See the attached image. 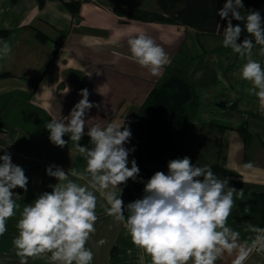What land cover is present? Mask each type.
Here are the masks:
<instances>
[{
  "label": "crops",
  "instance_id": "1",
  "mask_svg": "<svg viewBox=\"0 0 264 264\" xmlns=\"http://www.w3.org/2000/svg\"><path fill=\"white\" fill-rule=\"evenodd\" d=\"M71 0H0V31L6 35L12 52L0 58V155H11L12 163L23 168L28 177L27 191L17 187L12 191L19 208L6 221L7 231L0 236V264H21L13 238L18 235L16 224L25 204L42 192H51L49 185L57 180L46 174V167L57 165L63 170L75 168L84 172L85 158L69 140L63 148L49 140L45 124L51 119H64L81 99L80 90L87 89L88 99L96 107L85 115L88 127L105 126L109 122L131 123L155 84L167 75L180 73L194 86L199 106L189 128L180 137V153L188 152L197 166L218 164L236 172V176H221L230 187L235 182L264 188V98L250 94V82L242 79L240 67L245 63L231 48L220 49L223 38L201 34L196 29L167 22H144L119 15L114 7L160 11L156 0H73L79 1L78 14L64 5ZM37 31L46 39L41 41ZM145 33L167 53L168 62L153 75L132 57L127 39ZM193 39L188 65L177 66L176 56ZM253 49V59L264 57ZM41 80L37 78L47 63ZM67 123V121H65ZM211 124H215L211 125ZM246 126V143L238 128ZM219 126H222L221 128ZM87 133V127H85ZM91 147L85 134L79 141ZM130 149V148H127ZM184 157V156H182ZM128 160L133 157L129 152ZM251 161L253 167L244 165ZM135 180L119 185L124 204L143 196L144 183L140 173ZM129 167L131 164L129 163ZM85 185L89 177H69ZM119 191V189H114ZM95 213V233L86 247L93 252L92 264H151V258L136 247L124 223L106 214L107 203L99 191ZM248 207L253 202L246 199ZM127 216V213H125ZM228 226L240 233L241 241L254 236L246 230L256 225V219L246 214L237 202L227 220ZM264 228V226L262 227ZM105 243L100 244L99 241ZM234 256L225 254L216 264H232ZM264 259V253H253L247 264ZM27 264H54L51 254L29 257ZM58 264V262H55ZM191 264V262H189Z\"/></svg>",
  "mask_w": 264,
  "mask_h": 264
},
{
  "label": "clouds",
  "instance_id": "2",
  "mask_svg": "<svg viewBox=\"0 0 264 264\" xmlns=\"http://www.w3.org/2000/svg\"><path fill=\"white\" fill-rule=\"evenodd\" d=\"M241 9L242 0H225L218 10L226 21L222 45L245 60L240 77L252 85L250 94L264 98V68L253 59L255 45L261 46L258 54L264 57V18L257 10L242 15ZM233 19L243 26L233 25ZM245 31L248 36L238 42ZM127 43L135 61L153 75L168 62L164 49L143 32L130 35ZM11 52V45L0 41V58ZM80 95L67 117L51 118L45 127L50 142L61 148L68 144L63 139L67 134L85 158L86 167L84 172L75 168L65 171L57 165L46 167V174L57 183L49 185L51 192H42L25 204L16 224L18 235L12 243L21 264L45 254H51L54 264H92L93 252L86 244L98 219L94 191L105 199L106 214L124 223L132 243L144 250L151 264H216L225 254L234 256L232 264H247L254 252L264 253V228L248 225L246 230L254 234L249 242L241 241L240 233L227 224L235 199L245 198L243 188L230 187L210 166L194 165L188 156L169 160L167 173L155 172L144 182L143 196L125 205L119 185L139 174L136 161L128 160L131 150L124 147L131 131L123 120L88 127L85 115L96 105L89 101L87 89H81ZM85 134L91 147L79 144ZM253 166L251 161L244 165L248 169ZM85 174L89 177L85 185L69 178H85ZM27 183L23 168L12 163L11 155H0V236L7 231L6 221L20 207L12 190L19 187L26 192ZM255 264H264V259Z\"/></svg>",
  "mask_w": 264,
  "mask_h": 264
},
{
  "label": "trees",
  "instance_id": "3",
  "mask_svg": "<svg viewBox=\"0 0 264 264\" xmlns=\"http://www.w3.org/2000/svg\"><path fill=\"white\" fill-rule=\"evenodd\" d=\"M156 2L160 11L125 7H114L113 9L117 14L134 20L180 24L192 27L201 34L223 38L226 21L219 17L218 10L222 8L225 0H156ZM242 3L244 5V9L240 10L242 15H246V11L257 10L264 18V0H242ZM64 5L72 14H78L79 1H64ZM232 23L243 26V22L234 19ZM5 35L6 31H0V40ZM37 36L41 41L46 39L39 31H37ZM246 36L248 33L242 32L238 42H242ZM252 39L255 44L254 38ZM220 49L226 48L221 46ZM49 65L50 62L40 75L32 80L35 85L41 80ZM198 106L199 97L195 86L180 73L167 75L150 90L128 125L131 137L124 145L125 148H130L133 159L140 165L143 183L157 171L167 173V163L179 155V139L189 128ZM238 132L246 143L248 136L246 126L239 127ZM147 162H154L162 168L147 167L145 165ZM210 167L214 174L236 176V172L218 164ZM234 188H243L245 198L244 200L237 198V202L246 209L248 216L251 215L256 219V226L263 227L264 188L259 191L242 182H235ZM246 199L253 202V207H248Z\"/></svg>",
  "mask_w": 264,
  "mask_h": 264
},
{
  "label": "rangeland",
  "instance_id": "4",
  "mask_svg": "<svg viewBox=\"0 0 264 264\" xmlns=\"http://www.w3.org/2000/svg\"><path fill=\"white\" fill-rule=\"evenodd\" d=\"M116 1V0H114ZM119 1H122V0H119ZM123 1H136L137 3H142L140 2V0H123ZM114 3H117L114 2ZM186 45L188 46V51H186L185 47H183L180 51H179V54L176 56V65L177 66H185V65H188V61H189V53L190 51L192 50V46H193V39L191 37H188L186 39ZM182 156H188V157H191L188 152L184 151V153H182V155H180L178 158H183ZM192 161V160H191ZM145 165L147 167H152V168H162L160 165L154 163V162H147L145 163Z\"/></svg>",
  "mask_w": 264,
  "mask_h": 264
}]
</instances>
